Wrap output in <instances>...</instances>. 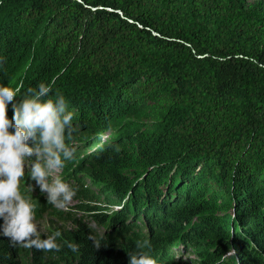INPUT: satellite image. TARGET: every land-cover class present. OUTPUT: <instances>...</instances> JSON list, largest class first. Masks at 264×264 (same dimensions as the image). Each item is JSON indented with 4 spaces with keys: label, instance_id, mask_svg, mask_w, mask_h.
Returning a JSON list of instances; mask_svg holds the SVG:
<instances>
[{
    "label": "trees",
    "instance_id": "trees-1",
    "mask_svg": "<svg viewBox=\"0 0 264 264\" xmlns=\"http://www.w3.org/2000/svg\"><path fill=\"white\" fill-rule=\"evenodd\" d=\"M41 83L80 142L110 133L72 158L96 225L53 224L40 238L60 232V250L44 251L14 245L0 218V264H169L180 247L190 264H264V0H0V87L20 101ZM110 195L126 211L114 227Z\"/></svg>",
    "mask_w": 264,
    "mask_h": 264
},
{
    "label": "clouds",
    "instance_id": "clouds-1",
    "mask_svg": "<svg viewBox=\"0 0 264 264\" xmlns=\"http://www.w3.org/2000/svg\"><path fill=\"white\" fill-rule=\"evenodd\" d=\"M18 92V88L0 87V218L4 221L3 235L14 245L59 251L56 238L61 233L41 239L40 236L45 234L39 235L37 228L44 221L57 217L58 224L66 221L69 217L62 214L61 209L73 201L77 189L83 185L84 175L77 170L80 163L75 162L76 156L72 159L75 149L66 145V130L69 137L73 131V113L67 111L63 95L50 97V84L41 83L36 89H29L20 101L15 100ZM9 106L13 113L11 118ZM62 170L70 171L63 179L58 176ZM107 212L103 210V213ZM86 215L88 213H79V217ZM52 228L53 225L47 231ZM95 243L99 247V242ZM68 247L73 252L78 249L75 244ZM137 247L150 245L144 241L143 244L138 242ZM175 252L160 258L169 264L184 262ZM129 264H157V261L142 252L130 256Z\"/></svg>",
    "mask_w": 264,
    "mask_h": 264
},
{
    "label": "rangeland",
    "instance_id": "rangeland-1",
    "mask_svg": "<svg viewBox=\"0 0 264 264\" xmlns=\"http://www.w3.org/2000/svg\"><path fill=\"white\" fill-rule=\"evenodd\" d=\"M257 2V0H247V3H255ZM96 9H92V11H95ZM71 99V102L74 101L73 98H70ZM74 103V102H73ZM70 106V104H68V107ZM73 111H76V110H79L77 108V106H74L73 105ZM72 124V134L70 137L74 138L76 141L73 142L72 140V143H70V145H73V148L75 149V153L76 152H80V150L82 149V153H84V150H86L85 152L87 154H89L90 152H93L94 150H97L98 148H101L102 147V144L105 142V141H108L110 140V133H107L104 137H102L100 140L96 141L95 144L92 146H86L87 142H80L79 141V132L81 131V125L80 123H78V121H72L71 122ZM66 138H69L68 134H67V130H66ZM86 147V148H85ZM85 148V149H84ZM89 149V150H88ZM75 162H78V158L76 157L75 159ZM79 160H80V157H79ZM63 171L62 170L58 176L60 177L61 175V178L63 176ZM84 181L90 186H92L93 184V181H91V179L89 178V176H84ZM136 180L134 179L133 180V183H135ZM79 189V188H78ZM99 193V191H98ZM100 197V200L98 202H95L93 201L95 204L98 203L99 206H101L100 204H103L105 202L108 203L107 200H113V202H110L108 204H104L106 205V208H105V211H108L107 214L108 216L110 217L109 219V223H108V227H114V225L117 224V221L116 219L114 218V215L116 212H120L122 211V213H126L125 211V207H123V205L121 204H118V200L114 197V196H109V198H107L106 200V196H99ZM81 200V201H80ZM88 206H93L92 203H89L88 200H86L85 198H79V196H74L73 198V201L64 209H61V212L62 214H66L67 217H71V216H76L78 218L79 217V213L80 212H85L88 211ZM90 216L89 215H86L83 220L84 222L88 223V221L92 222L91 220H89ZM131 218V221L130 222H133L135 221L134 218L132 217H129ZM58 220L59 218H55L54 220L52 221H44L38 228H37V231L40 234H46L47 230H49L53 224H58ZM92 224H95L92 222ZM96 225V224H95ZM93 225V226H95ZM96 227V226H95ZM107 227V228H108ZM147 233H148V230H147ZM175 250H172V252H174ZM190 251H194V249L191 247V248H183V247H180L176 250L175 254L178 256L179 254L182 256V259L184 260V262H179V264H190V262L192 261H195V260H198L199 259V256L195 253H189ZM196 255V257H195Z\"/></svg>",
    "mask_w": 264,
    "mask_h": 264
},
{
    "label": "bare ground",
    "instance_id": "bare-ground-1",
    "mask_svg": "<svg viewBox=\"0 0 264 264\" xmlns=\"http://www.w3.org/2000/svg\"><path fill=\"white\" fill-rule=\"evenodd\" d=\"M69 172L70 171H68V170H64L63 171V176H62V178H61V175H60V177L59 178H61V179H63L66 175H68L69 174ZM85 195V194H84ZM84 199V198H83ZM81 201V200H80ZM20 248V247H19Z\"/></svg>",
    "mask_w": 264,
    "mask_h": 264
}]
</instances>
